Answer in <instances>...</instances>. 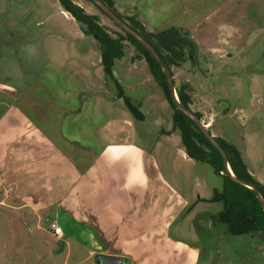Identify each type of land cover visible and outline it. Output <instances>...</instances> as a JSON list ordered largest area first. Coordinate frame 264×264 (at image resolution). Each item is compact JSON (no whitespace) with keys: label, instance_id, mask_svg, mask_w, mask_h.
Listing matches in <instances>:
<instances>
[{"label":"crops","instance_id":"crops-1","mask_svg":"<svg viewBox=\"0 0 264 264\" xmlns=\"http://www.w3.org/2000/svg\"><path fill=\"white\" fill-rule=\"evenodd\" d=\"M208 1L215 3L208 7ZM178 7L180 16L161 29L152 28L141 13L137 19L151 32L188 29L199 50L220 66L215 72L228 75L236 95L244 88L249 106L261 109L264 102L255 103L264 91V71L252 70V65L264 54V0H181ZM100 56L96 67L102 65ZM144 65V60H131L132 75L140 77L134 71ZM114 76L118 79L116 70ZM145 77L135 79L138 85L150 81ZM20 97L0 87V264H94L98 255L127 258L129 264H201L198 235L204 222L213 224L212 216L221 211H185L189 201L181 179L195 174L200 163L187 155L173 121L158 116L151 122L145 115L139 122L121 109V117L100 126L91 121L86 133L76 134L71 119L84 110L64 111L61 116H70L66 137L62 122L42 126L25 118L20 125L13 117L9 121ZM121 100L106 93L101 97L106 111ZM245 114L246 109L235 111L247 123L252 115ZM47 129L54 130L52 137ZM13 133L19 137L11 142L8 134ZM83 134L90 140L87 147L77 139ZM247 139L241 138L242 143ZM98 142L102 144L95 148ZM240 151L249 173L264 185L263 157L249 162L246 151ZM214 190L195 197V208L211 201ZM191 221L196 227L187 229ZM53 223L62 228L61 237L53 234ZM157 250L162 251L155 263Z\"/></svg>","mask_w":264,"mask_h":264},{"label":"rangeland","instance_id":"rangeland-1","mask_svg":"<svg viewBox=\"0 0 264 264\" xmlns=\"http://www.w3.org/2000/svg\"><path fill=\"white\" fill-rule=\"evenodd\" d=\"M73 1L88 15L98 16L101 26L113 37L123 33L122 29L91 1ZM113 1L116 10L125 19L135 18L144 26L137 19L141 13L143 19L154 29H161L164 25L174 23L176 17L180 16L178 5L181 0ZM218 1L221 2L217 0V3ZM214 3L208 1L207 6H213ZM62 9L59 0H0V87L14 90L21 96L14 108L9 111L8 120L13 117V123L20 125L25 118L42 126L45 123L46 125L48 123V126L49 124L57 126L58 122H62L65 124L62 133L66 137L70 132L66 129L70 116H61L64 111L84 110L82 115L71 119L76 122L75 129L72 130L76 134L85 132L87 124L91 121L100 126L121 117V109L126 110L133 119L143 121L144 119L134 116L123 99L121 104L116 103L106 111L107 105L102 103L101 97L106 93L111 98H119V90L115 83L117 81L127 96L129 95L133 106L143 116H147V121L152 122L158 116H162L168 123L173 121L174 110L167 101L163 89L155 82L147 61L144 60L143 68L134 71L140 77L132 75L130 63L131 60H137V56H141L139 51L126 41L124 56L116 61L114 68L116 76L123 83L121 84L116 77V81L107 79L103 65L96 67L101 52L99 42L93 36L84 35L77 21L66 17ZM181 30L189 33L188 29ZM195 56L199 65L194 69L191 68V62L179 67L172 66L175 87L183 85L188 87L187 91L193 103L191 109L204 117L205 122L203 119L201 121L203 125L212 122L213 127L206 126L211 134L218 130L219 136L216 137H222L228 144L246 151L248 161L254 156H261L264 159V105L260 103V100L264 102V91L259 92L261 97L255 103L257 107L262 108L252 109L249 106V96L243 94L244 88L241 90L242 95H236L231 89L228 75L216 73L220 71L215 72L220 66H214L211 58L201 50H198ZM100 57L102 59V55ZM252 66V70L264 71V54L257 57ZM145 75L150 77V81L145 85H138L135 79L143 77L146 79ZM219 86L224 88L219 89ZM148 96L155 100L149 101ZM241 108L246 109L245 116L252 115L251 121L245 123L238 115L235 116V111ZM254 110L256 111L253 112ZM229 114L231 117L227 116ZM97 130L98 128L95 129ZM47 131L52 137L54 130ZM17 135L8 134V137L14 142L18 140ZM245 137H248L247 142L242 143L241 138L244 140ZM77 139L82 147H87L84 145L90 141L84 134L79 135ZM101 144L98 142L94 147ZM19 146L20 142L17 144V147ZM162 168L166 172L165 166ZM181 186L188 195L189 205L185 209L186 212L191 213L196 209L218 213L223 210L222 203L212 201L195 208V197L198 199V195L205 197L212 195L213 189L223 190L224 178L219 176L211 165L200 163L195 174L181 179ZM196 189L199 190V194L195 193ZM195 227L191 221L187 229ZM204 227L205 230L198 235L201 264H264L263 232L229 236L227 227L220 223L212 224L206 221ZM176 232L180 234L178 230H175ZM190 233L186 230L184 232L188 238L191 237ZM161 251L157 250L152 257L155 263L159 255L161 257ZM62 256L61 258H64L66 253Z\"/></svg>","mask_w":264,"mask_h":264},{"label":"trees","instance_id":"trees-1","mask_svg":"<svg viewBox=\"0 0 264 264\" xmlns=\"http://www.w3.org/2000/svg\"><path fill=\"white\" fill-rule=\"evenodd\" d=\"M101 1L151 44L170 70L173 79L172 66L179 67L191 62V68L194 69L199 65L198 59L195 56L199 48L190 33L176 28L166 29L161 32H151L135 18L125 19L116 10L113 0ZM59 2L63 10L69 13L81 26L84 34L93 36L99 42L102 65L107 79L116 81L114 76L115 63L123 58L124 43L126 41L130 42L139 51L141 56H137L136 59L147 61L154 80L163 89L167 101L174 110L173 128L180 132L182 144L187 155L197 163L211 165L215 172L224 178L223 190H214L213 197L211 198L212 202L223 204V210L217 215L212 216L214 223L226 226L229 236H246L259 231L264 233V208L257 194L248 187L233 180L226 170L224 158L220 151L208 140L194 121L178 109L166 75L149 50L139 40L124 30H122V34L119 33L117 37H113L105 27L101 26L98 16L88 15L73 0H59ZM102 13L104 14V12ZM115 83L119 90V99L125 101V105L135 117L143 120L144 116L133 106L129 97L122 90L121 85L117 81ZM187 89L188 87L183 85L176 88V92L181 105L192 111V98L188 94ZM194 113L202 121L203 116L198 112ZM215 138L223 147L228 157L229 166L236 178L259 189L264 199V185L249 173L240 149L228 144L221 138Z\"/></svg>","mask_w":264,"mask_h":264},{"label":"water","instance_id":"water-1","mask_svg":"<svg viewBox=\"0 0 264 264\" xmlns=\"http://www.w3.org/2000/svg\"><path fill=\"white\" fill-rule=\"evenodd\" d=\"M104 14L110 18L117 26H119L122 30L128 32L132 36H134L137 40H139L148 50L149 52L153 55V57L156 59V61L159 63L161 66L163 72L166 75L168 85L170 87L173 99L175 103L177 104V107L180 111H182L185 115H187L191 120L194 121V123L201 129V131L204 133V135L208 138V140L220 151L224 158L226 170L228 174L241 185H244L248 187L249 189L253 190L256 194L258 199L261 202V205L264 208V199L262 194L260 193L259 189L254 187L253 185L244 182L242 180H239L236 178V176L231 172V168L228 163V157L221 146V144L217 141L215 136H213L209 130H207L206 126L202 124L201 120L197 118L195 113L191 110L186 109L183 107L179 101L177 92H176V87L174 83L173 76L168 69V67L165 65L159 54L156 52V50L151 46V44L135 29H133L127 22L121 20L109 7H107L101 0H91ZM95 262L97 264H129V260L127 258L123 257H116V256H108V255H98L95 258Z\"/></svg>","mask_w":264,"mask_h":264},{"label":"built area","instance_id":"built-area-1","mask_svg":"<svg viewBox=\"0 0 264 264\" xmlns=\"http://www.w3.org/2000/svg\"><path fill=\"white\" fill-rule=\"evenodd\" d=\"M12 189H10V191H11ZM51 229H52V231H53V234L56 236V237H61L62 236V234H63V230H62V228L59 226V225H57L56 223H53L52 225H51Z\"/></svg>","mask_w":264,"mask_h":264},{"label":"bare ground","instance_id":"bare-ground-1","mask_svg":"<svg viewBox=\"0 0 264 264\" xmlns=\"http://www.w3.org/2000/svg\"><path fill=\"white\" fill-rule=\"evenodd\" d=\"M232 172V171H231Z\"/></svg>","mask_w":264,"mask_h":264},{"label":"flooded vegetation","instance_id":"flooded-vegetation-1","mask_svg":"<svg viewBox=\"0 0 264 264\" xmlns=\"http://www.w3.org/2000/svg\"><path fill=\"white\" fill-rule=\"evenodd\" d=\"M97 264V263H96Z\"/></svg>","mask_w":264,"mask_h":264}]
</instances>
